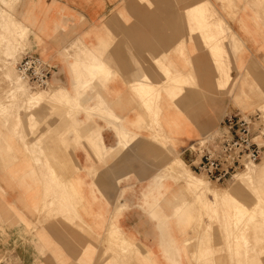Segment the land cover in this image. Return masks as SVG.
Wrapping results in <instances>:
<instances>
[{
	"label": "crops",
	"instance_id": "obj_1",
	"mask_svg": "<svg viewBox=\"0 0 264 264\" xmlns=\"http://www.w3.org/2000/svg\"><path fill=\"white\" fill-rule=\"evenodd\" d=\"M0 12V54L22 46L15 71L33 53L74 99L13 101L0 81V264H264V231L237 241L225 204L219 224L189 220L181 207L197 200L169 170L228 116L259 114V176L264 113L248 108L264 103V0H0ZM242 184L234 203L254 215L261 183Z\"/></svg>",
	"mask_w": 264,
	"mask_h": 264
},
{
	"label": "built area",
	"instance_id": "obj_2",
	"mask_svg": "<svg viewBox=\"0 0 264 264\" xmlns=\"http://www.w3.org/2000/svg\"><path fill=\"white\" fill-rule=\"evenodd\" d=\"M16 73L30 89H50L54 68L33 53L16 64ZM261 121L241 115L228 116L214 132L198 139L184 154L193 173L224 185L249 165L262 160L261 145L256 141L254 127Z\"/></svg>",
	"mask_w": 264,
	"mask_h": 264
},
{
	"label": "bare ground",
	"instance_id": "obj_3",
	"mask_svg": "<svg viewBox=\"0 0 264 264\" xmlns=\"http://www.w3.org/2000/svg\"><path fill=\"white\" fill-rule=\"evenodd\" d=\"M7 5V4H6ZM13 18V16H12ZM195 19V18H194ZM11 18H10V20ZM14 21V20H13ZM7 22V21H6ZM15 22V21H14ZM17 22V21H16ZM220 22V21H219ZM11 24V23H10ZM13 24V22H12ZM11 24V26H12ZM22 24V23H21ZM1 25V23H0ZM18 25V24H17ZM10 26V27H11ZM21 26V25H20ZM19 26V27H20ZM23 26V25H22ZM21 26V27H22ZM6 27V26H5ZM17 27V26H16ZM18 27V28H19ZM20 27V28H21ZM19 28V29H20ZM23 28V27H22ZM22 28H21V31H22ZM24 29V28H23ZM28 29V28H27ZM17 29H15V32L17 33L16 31ZM6 31V30H5ZM11 32V31H10ZM20 32V31H19ZM18 32V33H19ZM26 32H28V30L25 31V34H27ZM22 33V32H21ZM13 34V33H12ZM18 35V34H17ZM21 35V34H20ZM28 35V34H27ZM15 36V34H14ZM23 37H25V35H23ZM22 37V38H23ZM15 39V38H14ZM38 40V39H37ZM21 41H24L21 40ZM17 42V41H16ZM23 43V42H22ZM34 45V44H33ZM26 46V45H25ZM14 47V46H13ZM22 47V46H21ZM18 48V47H17ZM76 48V47H75ZM25 51V50H24ZM34 52V51H33ZM84 52V51H83ZM90 54V53H89ZM15 55V51H5L4 53L0 54V58L2 60V62L5 64L4 66V69H2V71L4 70V76H5V79H6V85H8V90H7V93H6V97L7 99H10V100H14V101H17L19 99L25 101V102H28V101H33V102H39V101H49L51 103H62V104H65V105H69L72 101H73V98L69 95L68 92H66L63 88H52V92L48 95H41L39 92H35L30 90V88H27L28 84H26L25 82H23L19 76L14 74V71H13V68L11 66L10 63H8L7 61L14 57ZM83 56V55H82ZM86 56V55H85ZM90 56V55H89ZM93 57V63L96 65V68L97 70H100L98 69L97 67H101V65L99 66V60H96L94 59V53L92 55ZM81 58V56L79 57ZM96 58V57H95ZM82 59V58H81ZM79 59V61L81 60ZM0 60V61H1ZM12 60V59H11ZM84 61V60H83ZM82 61V72L83 73H87L88 71H92L93 67H95L94 65L92 66L91 63L87 64V63H84ZM89 61V60H88ZM76 62V61H74ZM13 63V62H11ZM92 63V64H93ZM75 64V63H74ZM101 64V63H100ZM73 66V65H72ZM103 66V65H102ZM104 67V66H103ZM102 67V68H103ZM104 69V68H103ZM139 70V68H136ZM148 71V70H147ZM19 79V80H18ZM147 81V79H146ZM142 82V81H141ZM78 83V82H77ZM84 84L85 82H82V83H79L77 88H81L83 89L84 88ZM89 86V85H88ZM6 88V87H5ZM42 93V92H41ZM47 93V92H45ZM5 97V98H6ZM23 102V103H25ZM79 102V100H78ZM3 103V102H2ZM18 103V102H17ZM22 103V104H23ZM20 107V106H19ZM27 107V106H26ZM154 107V106H153ZM23 108V106H22ZM20 108V109H22ZM28 109H32L33 106L31 108H29V105L27 107ZM147 108V107H146ZM19 109V108H18ZM19 112V111H18ZM15 114V113H14ZM155 114V113H154ZM13 115V114H12ZM92 115V114H91ZM10 117V116H9ZM19 117V116H18ZM16 119H19V118H16ZM15 120V119H14ZM12 121V120H11ZM18 121V120H17ZM115 122V121H114ZM16 131V130H15ZM123 131V130H122ZM125 132V131H124ZM122 134V133H121ZM121 137V136H120ZM168 143V142H167ZM170 144V142H169ZM168 147V146H167ZM126 148V147H125ZM171 148V147H170ZM170 164V163H169ZM168 167V165H167ZM252 169V168H251ZM247 173H238L236 176H234V178L229 182L230 183V186H229V189H233L235 186H237L238 184H241V183H245V181H249L250 178H252V176L254 175L253 174V170H251ZM169 170L171 171V173L173 174V176L175 175V177L177 178V180L179 181H182V182H185L186 185L188 186V188H190L193 193L195 194V199L197 200V202L200 204V211H202L203 213H218V208L222 205H224V202H226V204L228 202L232 203L231 205V208L233 210L230 209L229 212L226 213V215H231V216H236L237 213H239V211L242 209L241 206H240V203H234L233 201V197L231 195V193L229 192L228 189L226 188H220V187H213L211 186V184L206 181L205 179L197 176L196 174H194L189 168H187V166L185 165V163L180 160V159H176L174 161V163H172V165L170 166ZM56 171V170H55ZM172 177V176H171ZM184 183V184H185ZM246 184V183H245ZM243 185V184H242ZM210 197V198H209ZM234 203V204H233ZM213 204H216V206H214ZM225 204V205H226ZM264 207V206H263ZM113 213V212H112ZM117 213V212H116ZM248 214L251 215V213L247 212ZM230 216V217H231ZM229 217V216H228ZM227 218V217H226ZM118 236V235H117ZM121 236V235H120ZM115 239V238H114ZM124 239V238H123ZM122 241V240H121ZM116 242V241H115ZM125 244V243H124ZM129 245V244H128ZM124 251V250H123Z\"/></svg>",
	"mask_w": 264,
	"mask_h": 264
},
{
	"label": "rangeland",
	"instance_id": "obj_4",
	"mask_svg": "<svg viewBox=\"0 0 264 264\" xmlns=\"http://www.w3.org/2000/svg\"><path fill=\"white\" fill-rule=\"evenodd\" d=\"M7 6H11V3L9 2V3H7ZM208 6V8H210V6L209 5H207ZM207 6H205V7H207ZM2 16V14H1V12H0V18H2L1 17ZM211 17H212V20H214V21H216L217 23H220V25H222V23H223V20H216V18L214 17V15L213 14H211ZM3 19H4V17H3ZM220 21V22H219ZM1 23V22H0ZM3 26V24L1 23V25H0V28ZM21 49H23L22 47L20 48V47H8L7 48V50L6 51H9V50H11V51H15V54L17 53V52H19ZM15 56V55H14ZM0 60H1V58H0ZM2 61V60H1ZM4 66H5V64L3 63V65L0 67V81L2 82V83H4V84H6V79H5V76H4V70L2 71V69H4ZM12 68H13V71H14V74L16 75V77H17V73H16V71H15V69H14V67L12 66ZM81 70V75H84V74H87V75H89V76H92V72L93 71H88L87 73H83L82 72V68H81V66L79 67ZM95 78L96 77H98V74H96L95 76H94ZM18 78V77H17ZM146 79H147V81H146ZM145 79V81H144V83L143 84H141L140 85V88L141 89H146L147 90V92L148 93H154L155 92V89H156V87H154V86H152V83L149 81V79L148 78H146ZM19 80V79H18ZM82 82H85V84H84V88H83V90L84 91H87L88 89H90V80H86V81H81V82H79V83H82ZM173 83H174V81H173ZM172 83V84H173ZM89 85V86H88ZM28 87L27 88H30L31 87V85H27ZM30 90H32V91H34V93L35 92H39L42 96L43 95H48V93L50 94L51 92H52V87L50 88V89H43V90H41V89H30ZM42 92V93H41ZM45 92H47V93H45ZM82 99V96L80 97H78V100H79V102H80V100ZM10 100V99H9ZM74 100V99H73ZM14 101V100H13ZM46 102H49V101H46ZM56 104H58V105H65V104H62V103H56ZM55 108H56V106H54ZM54 108V109H55ZM250 109H252V111H254L253 109H260L261 111H263V113H264V103H259L258 105H256V104H254V105H252L250 108H248V110L250 111ZM54 111H56V109L55 110H52V112H54ZM177 159H180V160H182L181 158H177ZM183 161V160H182ZM264 163V158H263V161H262V163L261 164H263ZM258 165L259 164H252V165H249L245 170H243V171H241V173L243 172V173H247V172H249L250 171V169L251 170H253V172H255L256 170H257V167H258ZM188 168V167H187ZM173 175V174H172ZM197 176H199V175H197ZM199 177H201V178H203V179H205L206 181H208L209 183H211V184H214V182H212V181H210V180H208L207 178H205V177H203V176H199ZM259 182V183H261L260 184V189H259V193H258V195H256L257 197H259L260 199L261 198H263L264 197V164L261 166V172H260V174H259V176L258 177H256L255 175H253L252 176V178H250V180L249 181H245V183H249V182ZM244 182H243V184H245ZM216 185V184H215ZM228 187V188H226V189H228L229 190V192L232 194V196H233V201L235 200L234 198V195H233V193H232V190L231 189H229V186H230V183L228 182V183H226L225 185H224V187ZM191 192H193V191H191ZM250 192H252L254 195H255V193H256V191L255 190H251ZM194 194V193H193ZM190 196H191V194H189ZM194 197H195V194H194ZM261 201V200H260ZM235 202V201H234ZM224 204H226V202H224ZM216 205V204H215ZM214 205V206H215ZM227 209H228V212L230 211V209L231 210H233L232 208H231V205H232V203H230V202H228L227 204ZM225 205V206H226ZM241 206V205H240ZM188 207V208H187ZM181 208H183V209H185V208H187V211H185V215L187 216V218L190 220V219H193L194 218V214L195 213H199V220H203L206 216L207 217H210L211 219H212V223L213 224H219V218H213L211 215H215V214H217V213H203L202 211H200V206L197 204V202L194 200V204L192 205V204H183V206L181 207ZM222 208H224V206H222ZM241 210L239 211V213H237V215L235 216H231V215H226V217L227 218H225V219H227L228 220V222L229 223H231V224H234V226H235V230L238 232L237 233V237H236V240L237 241H240L241 240V231H243V233H245L246 232V230H251V229H256V228H258V230L259 231H264V207H263V205H259L258 207H256V212H255V214L254 215H250V214H248L246 211H245V207H242L241 206ZM250 213V212H249ZM229 216V217H228ZM231 216V217H230ZM214 220V221H213ZM256 220L258 221L257 222V225H256ZM208 228H211V226H208ZM262 237H260L259 238V243L260 242H262ZM264 241V240H263ZM261 244V243H260Z\"/></svg>",
	"mask_w": 264,
	"mask_h": 264
},
{
	"label": "clouds",
	"instance_id": "obj_5",
	"mask_svg": "<svg viewBox=\"0 0 264 264\" xmlns=\"http://www.w3.org/2000/svg\"><path fill=\"white\" fill-rule=\"evenodd\" d=\"M144 150H145L146 152H148V151H150V148L146 147Z\"/></svg>",
	"mask_w": 264,
	"mask_h": 264
},
{
	"label": "snow or ice",
	"instance_id": "obj_6",
	"mask_svg": "<svg viewBox=\"0 0 264 264\" xmlns=\"http://www.w3.org/2000/svg\"><path fill=\"white\" fill-rule=\"evenodd\" d=\"M193 105H195V101H194Z\"/></svg>",
	"mask_w": 264,
	"mask_h": 264
}]
</instances>
